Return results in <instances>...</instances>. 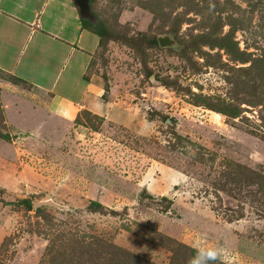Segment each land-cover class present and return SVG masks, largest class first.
I'll return each mask as SVG.
<instances>
[{
	"label": "rangeland",
	"instance_id": "374dc122",
	"mask_svg": "<svg viewBox=\"0 0 264 264\" xmlns=\"http://www.w3.org/2000/svg\"><path fill=\"white\" fill-rule=\"evenodd\" d=\"M87 6L0 0V38L36 15L91 32L77 89L61 87L76 76L62 59L43 86L76 100L94 77L109 104L79 125L43 116L35 135L0 111V264H189L195 245L227 251L208 264H264V0Z\"/></svg>",
	"mask_w": 264,
	"mask_h": 264
},
{
	"label": "crops",
	"instance_id": "0c3cea01",
	"mask_svg": "<svg viewBox=\"0 0 264 264\" xmlns=\"http://www.w3.org/2000/svg\"><path fill=\"white\" fill-rule=\"evenodd\" d=\"M7 25L12 26L8 27L5 36L0 38V71L21 79L22 83L1 79L3 88L0 89V110L5 120H10L8 114L11 112L20 121L29 120L31 127L27 131L35 135L42 129L38 122L43 116L70 123L81 109H86L104 118L103 114L109 108V104L98 97L99 87L94 77L89 78V81L94 82V87L85 83L76 100L59 93L58 88L43 86V73L49 71L47 65L62 59L63 62L72 60L70 72H74L76 76L73 75L71 78L67 76L69 82L62 84L61 87L77 89L78 77L85 74L88 54L97 43L95 38L91 40V32L80 28L71 20L64 23L62 20L57 21L53 26L55 29L53 32L43 27V20L37 15L29 19H16L14 22L9 20ZM34 35L31 48L33 51L27 52L24 61L20 62L19 58L24 52L25 45ZM63 45L66 46L65 50L62 49ZM22 70L23 73L20 72ZM31 72L36 74L32 76L25 74ZM45 88L48 90H44Z\"/></svg>",
	"mask_w": 264,
	"mask_h": 264
},
{
	"label": "clouds",
	"instance_id": "9594fccd",
	"mask_svg": "<svg viewBox=\"0 0 264 264\" xmlns=\"http://www.w3.org/2000/svg\"><path fill=\"white\" fill-rule=\"evenodd\" d=\"M196 255L189 260V264H208L209 261L222 259L226 261L227 251L214 247L195 245Z\"/></svg>",
	"mask_w": 264,
	"mask_h": 264
},
{
	"label": "trees",
	"instance_id": "16d2710c",
	"mask_svg": "<svg viewBox=\"0 0 264 264\" xmlns=\"http://www.w3.org/2000/svg\"><path fill=\"white\" fill-rule=\"evenodd\" d=\"M7 77H9V81H11V82H13V83H22V80L21 79H19V78H17V77H15V76H12V75H8ZM1 111V110H0ZM80 111H85V112H89L90 113V111H88V110H86V109H81ZM79 111V112H80ZM79 112L76 114V116H75V118H74V123L75 124H78L79 125V121H77V119H78V117H79ZM230 113H232V112H230ZM92 114V113H91ZM92 115H94V116H97V117H99L100 118V116H98V115H96V114H92ZM230 115H232V114H230ZM1 116H2V114H1ZM3 118V117H2ZM89 203L91 204V205H93V206H96V207H103L98 201H96V200H90L89 201ZM13 204L14 205H18V206H23L24 207V209L25 210H27V211H29V210H31V209H33V210H37L38 211V209L40 208V207H36V208H33L32 207V202H31V200H29L28 198H17L14 202H13Z\"/></svg>",
	"mask_w": 264,
	"mask_h": 264
},
{
	"label": "water",
	"instance_id": "95a60500",
	"mask_svg": "<svg viewBox=\"0 0 264 264\" xmlns=\"http://www.w3.org/2000/svg\"><path fill=\"white\" fill-rule=\"evenodd\" d=\"M74 4L78 7L79 13L82 15H85L87 13L88 10V6H87V0H73ZM158 44L159 45H165L168 44V38L166 36H162V37H158L157 38ZM167 196H170V194H167ZM41 205H57L54 202H52L51 200L47 199V200H39V201H32V207L36 208L38 206Z\"/></svg>",
	"mask_w": 264,
	"mask_h": 264
}]
</instances>
